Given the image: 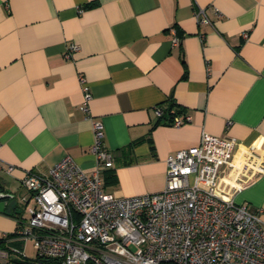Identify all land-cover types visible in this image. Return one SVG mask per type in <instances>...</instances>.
I'll list each match as a JSON object with an SVG mask.
<instances>
[{
    "label": "crops",
    "instance_id": "obj_1",
    "mask_svg": "<svg viewBox=\"0 0 264 264\" xmlns=\"http://www.w3.org/2000/svg\"><path fill=\"white\" fill-rule=\"evenodd\" d=\"M70 44L80 49L68 58ZM175 114L191 121L175 126ZM92 118L115 153L103 173L115 196L162 191L167 158L203 132L236 139L264 168V0H0L1 248H23L11 235L27 172L48 175L67 156L96 169ZM219 193L264 221V173L223 169Z\"/></svg>",
    "mask_w": 264,
    "mask_h": 264
},
{
    "label": "built area",
    "instance_id": "obj_2",
    "mask_svg": "<svg viewBox=\"0 0 264 264\" xmlns=\"http://www.w3.org/2000/svg\"><path fill=\"white\" fill-rule=\"evenodd\" d=\"M195 17L199 24L210 23L203 7ZM79 49L70 44L66 57ZM80 79L87 112L92 94L84 76ZM155 111L164 114L161 106ZM190 121V115L171 120L178 127ZM92 125L94 171L67 156L48 175L26 173L23 205H34L12 239L33 238L36 257L30 259L21 247H0V264H264L261 210L219 193L223 169L264 173L252 150L243 151L234 138L203 132L196 148L167 158L162 191L119 197L106 192L103 178L115 165V153L104 144L103 122L92 118ZM13 251L21 257L12 258Z\"/></svg>",
    "mask_w": 264,
    "mask_h": 264
},
{
    "label": "rangeland",
    "instance_id": "obj_3",
    "mask_svg": "<svg viewBox=\"0 0 264 264\" xmlns=\"http://www.w3.org/2000/svg\"><path fill=\"white\" fill-rule=\"evenodd\" d=\"M34 205V201H31L29 203L28 206L24 205L22 208V219L23 221H26V219L29 218L30 216V211L32 209ZM26 206V207H25ZM23 251L24 253L30 258V259H34L36 257V248H35V240L33 238H27L24 242H23ZM137 248L132 247V250H136ZM12 258H16V257H21L17 252H11L10 253Z\"/></svg>",
    "mask_w": 264,
    "mask_h": 264
},
{
    "label": "trees",
    "instance_id": "obj_4",
    "mask_svg": "<svg viewBox=\"0 0 264 264\" xmlns=\"http://www.w3.org/2000/svg\"><path fill=\"white\" fill-rule=\"evenodd\" d=\"M175 107V104H169V106L167 107V109L166 110H164V113L165 112H168L170 115H172L173 114V108ZM179 114V113H178ZM178 114H175V115H178ZM174 115V116H175ZM173 116V117H174ZM15 233H13L11 236H13Z\"/></svg>",
    "mask_w": 264,
    "mask_h": 264
},
{
    "label": "water",
    "instance_id": "obj_5",
    "mask_svg": "<svg viewBox=\"0 0 264 264\" xmlns=\"http://www.w3.org/2000/svg\"><path fill=\"white\" fill-rule=\"evenodd\" d=\"M1 199H3L4 198V196H1L0 197ZM4 208H3V203L2 202H0V210H3Z\"/></svg>",
    "mask_w": 264,
    "mask_h": 264
}]
</instances>
